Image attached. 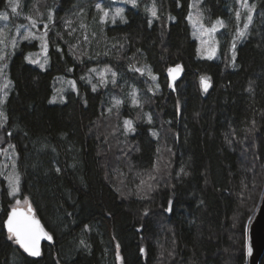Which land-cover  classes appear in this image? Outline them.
I'll list each match as a JSON object with an SVG mask.
<instances>
[{
	"label": "trees",
	"instance_id": "obj_1",
	"mask_svg": "<svg viewBox=\"0 0 264 264\" xmlns=\"http://www.w3.org/2000/svg\"><path fill=\"white\" fill-rule=\"evenodd\" d=\"M98 1L57 0L56 17L79 15L87 27L80 15ZM190 1L141 0L146 9L127 8L126 22L109 27L111 40L94 35L96 46L80 59L71 51L76 37L56 23L45 71L26 62L36 42L7 59L1 112L19 194L54 244L31 258L9 239L4 221L14 201L0 174V264H248L249 226L264 195V0H246V10L240 0H202L203 25L222 23L213 59L199 55ZM6 7L0 0V13ZM102 66L115 68L119 81L94 91L84 78ZM175 66L183 76L172 90L167 73ZM143 69L156 77L154 93ZM57 77L78 90L51 105ZM110 87L124 102L122 118L141 115L131 148L113 156L95 136ZM114 179L126 184L125 195ZM139 187L148 193L134 196Z\"/></svg>",
	"mask_w": 264,
	"mask_h": 264
},
{
	"label": "rangeland",
	"instance_id": "obj_2",
	"mask_svg": "<svg viewBox=\"0 0 264 264\" xmlns=\"http://www.w3.org/2000/svg\"><path fill=\"white\" fill-rule=\"evenodd\" d=\"M10 2L17 4V13H13L11 11ZM201 3L202 0L190 1L188 23L191 28L192 36L198 42L199 55L204 58L213 59L216 57L218 50L216 33L221 29L222 23L216 22L210 27L204 26ZM240 3L241 6L245 3L247 4L246 0H240ZM97 5H99V7H97ZM56 6L57 0H32L30 7L24 9L23 0H7L6 10L2 12L6 14L7 19L0 18V41H2L0 42V57H3V59H0V112L7 96V90L9 88L7 79V59L14 55L21 44L34 42L37 43L38 49L26 54V62L42 71H45L50 65L49 37L50 33L56 29V23H58L59 29L62 31V33L76 37L74 44L71 46V51L76 58L80 59L83 57L82 53L88 52L87 46L88 44L89 46L91 45L94 35L96 38V34H100L103 40H111L113 36L108 32V29L109 27H112L118 23L124 24L126 22L125 13L127 8H136L138 6H141L144 9L147 8L146 5L141 4V0H135L134 3L133 0H99L96 3L95 10L93 12H90V10L87 9L81 13L80 18L87 19L89 22L87 27H85L83 21L78 18L79 15L69 14L67 16H63L61 19L57 18L55 12ZM242 8L245 10L248 9V7L243 6ZM118 9H122V12H120L119 15H117ZM153 9H155L156 12V8L150 4L148 6V12L151 19L156 17V15L154 16L152 14ZM105 13H107V15H105ZM32 21H35V26H33ZM248 23L249 20L247 18V24ZM28 33H32L36 38L24 39L23 37ZM13 39L16 41L15 47H13L11 43ZM45 42L46 48L44 46ZM93 46H96L95 40ZM141 71L144 72V75L152 84L151 87L148 85L149 92L154 93L153 91L157 90V87H155L156 77L149 73L146 74L144 69ZM113 73H115V76H113ZM139 76L141 75L139 74ZM84 79L92 90L95 89L103 91L107 89L108 85H115V83L119 81V76L115 68L111 66H102L90 69ZM137 79H139V77ZM126 86L127 85L124 81L121 83L120 87H123L122 90L124 91ZM130 88L131 105L136 107L139 105V93L134 87ZM114 89V87H110L111 96L108 92L105 93L103 100L105 116L103 117V120L97 123L95 132V136L102 140V146H107V150H110V154L112 156L118 152L121 154L122 150L124 151L125 149L131 148V146H128L127 141L130 135L135 132V126L137 125V122L141 116L137 113L131 118H122L121 107L124 105V102L121 98L120 92L118 93L116 92L117 90ZM77 90L76 83L73 80L65 77L55 78L53 82V94L50 99V104H64L67 94L71 92L76 93ZM134 99L136 103H133ZM116 101H119L120 103L117 105ZM145 120L147 122H151V117L147 115ZM125 121L131 122V128L126 126ZM3 124L4 118L2 115L0 116V174L5 179L10 198L14 201L13 207H24L26 205V200H23V198L20 197V183H18V190H16L17 184L15 178L19 176L15 168V156L10 148ZM154 138H157L156 134ZM160 152V158L164 159L163 156L166 150L162 148ZM117 165L119 166L118 163ZM116 171V169L109 170L110 176L112 177V173L116 175ZM116 180L117 179H114L113 183H118L119 188L124 192V194H122L125 195L128 191V189H126V184H124L122 179L118 181ZM133 188L135 189V187ZM147 189L148 187H139L136 189L137 192H134L133 195H146L148 192L145 194L143 193L146 192ZM128 193L131 194V192Z\"/></svg>",
	"mask_w": 264,
	"mask_h": 264
},
{
	"label": "water",
	"instance_id": "obj_3",
	"mask_svg": "<svg viewBox=\"0 0 264 264\" xmlns=\"http://www.w3.org/2000/svg\"><path fill=\"white\" fill-rule=\"evenodd\" d=\"M183 69L179 66L172 67L168 73L167 78L171 89L174 90L176 83L182 78ZM208 85L207 82H204ZM202 88L204 89V84H202ZM15 209L18 213L22 214V217H27L29 220H34L38 223L39 228L42 229L43 233H46L48 237L51 239L44 238L41 236L38 241V247L41 255V248L43 244L53 245L54 241L51 234L46 230L41 220L35 215V211L32 208L30 202H26L24 207H13L9 210L8 215L4 221V229L6 233L9 234L6 226V222L8 220L9 214ZM249 239H248V264H260L262 257L264 255V195L262 197L261 203L250 223L249 226ZM14 240V238H13ZM15 241V240H14ZM16 243V242H15ZM17 246L29 257L31 258H39L38 256H31L27 252L24 251L23 248L20 247L18 243Z\"/></svg>",
	"mask_w": 264,
	"mask_h": 264
},
{
	"label": "snow or ice",
	"instance_id": "obj_4",
	"mask_svg": "<svg viewBox=\"0 0 264 264\" xmlns=\"http://www.w3.org/2000/svg\"><path fill=\"white\" fill-rule=\"evenodd\" d=\"M134 2L135 0H133V3ZM242 6L248 7L246 3L243 4ZM10 7L13 13H17V4L10 2ZM97 7H99V5H97ZM120 12H122V9L117 10V15H119ZM152 14L154 16L156 15L155 9H153ZM105 15H107V13H105ZM239 16H240V13L237 12V18H239ZM0 18L7 19V16L4 13H0ZM248 20L251 21V15L248 16ZM32 23H33V26H35V21H32ZM217 23H220V22L218 21ZM244 27L247 28L248 25L245 24ZM240 35H243V33L241 32ZM23 38L29 39V38H36V37L33 36L32 33H28ZM11 43H12V46L15 47L16 45L15 39H13ZM44 46L46 48V42ZM233 47H235V45H233ZM233 58L235 57L233 56ZM0 59H3V57H0ZM32 62H35V61H32ZM113 76H115V73H113ZM202 84H204V89L206 91L208 85L204 83L203 78H202ZM119 103H120L119 101H116L117 105ZM133 103H136L135 99L133 100ZM2 115L3 113L0 112V116ZM125 124L128 128H131L130 121H125ZM15 179H16V184H17L16 190H18L19 177H16ZM10 185H11V181H10ZM6 226L9 232V239L14 238L15 242L18 243L20 247L23 248L24 251L27 252L31 256L40 255L38 241L40 240L41 236L47 239H51V237H48L46 233H43L42 229L39 228L38 223H36L34 220H29L27 217H22V214L18 213L15 209H13V211L9 214L8 220L6 222ZM81 243H83V241ZM117 258L119 259V256Z\"/></svg>",
	"mask_w": 264,
	"mask_h": 264
},
{
	"label": "flooded vegetation",
	"instance_id": "obj_5",
	"mask_svg": "<svg viewBox=\"0 0 264 264\" xmlns=\"http://www.w3.org/2000/svg\"><path fill=\"white\" fill-rule=\"evenodd\" d=\"M9 142V141H8Z\"/></svg>",
	"mask_w": 264,
	"mask_h": 264
}]
</instances>
